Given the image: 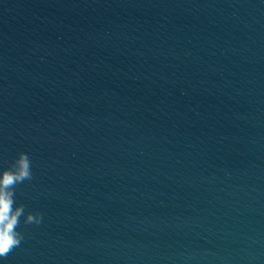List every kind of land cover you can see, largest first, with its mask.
Masks as SVG:
<instances>
[{"label":"water","instance_id":"1","mask_svg":"<svg viewBox=\"0 0 264 264\" xmlns=\"http://www.w3.org/2000/svg\"><path fill=\"white\" fill-rule=\"evenodd\" d=\"M22 152L0 264H264V0H0Z\"/></svg>","mask_w":264,"mask_h":264},{"label":"clouds","instance_id":"2","mask_svg":"<svg viewBox=\"0 0 264 264\" xmlns=\"http://www.w3.org/2000/svg\"><path fill=\"white\" fill-rule=\"evenodd\" d=\"M33 179L32 161L27 153H20L11 166L0 173V258L6 259L24 240L17 229L25 215L23 204L15 206V189L19 184ZM43 214L28 213L24 223L39 226Z\"/></svg>","mask_w":264,"mask_h":264}]
</instances>
